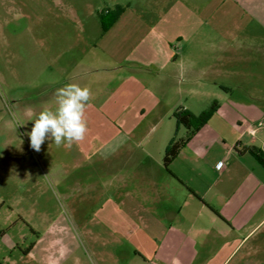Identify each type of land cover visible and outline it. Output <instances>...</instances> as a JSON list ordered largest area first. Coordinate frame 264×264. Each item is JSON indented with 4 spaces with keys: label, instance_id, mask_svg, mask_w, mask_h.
Masks as SVG:
<instances>
[{
    "label": "crops",
    "instance_id": "crops-1",
    "mask_svg": "<svg viewBox=\"0 0 264 264\" xmlns=\"http://www.w3.org/2000/svg\"><path fill=\"white\" fill-rule=\"evenodd\" d=\"M140 1L83 42L58 24L28 42L27 75L91 89L84 140L104 166L0 264H264V165L249 152L264 154V0ZM213 103L166 168L173 112Z\"/></svg>",
    "mask_w": 264,
    "mask_h": 264
},
{
    "label": "rangeland",
    "instance_id": "rangeland-1",
    "mask_svg": "<svg viewBox=\"0 0 264 264\" xmlns=\"http://www.w3.org/2000/svg\"><path fill=\"white\" fill-rule=\"evenodd\" d=\"M146 5L140 0H0V243L6 233L0 249L7 256L19 253L7 250L10 244L29 248L33 232L46 231L76 179L87 183V169L104 166L103 158L88 159L87 150L93 147L85 140L57 147L46 139L39 152L31 147L27 133L35 115L47 104L53 106L54 93L64 84L47 87L40 73H25L28 42L40 38L41 25L57 24L65 26L66 40L83 42L100 24H109L118 7L125 11L120 22L127 23L135 18L129 7ZM253 51L255 58L263 55L259 48Z\"/></svg>",
    "mask_w": 264,
    "mask_h": 264
},
{
    "label": "clouds",
    "instance_id": "clouds-1",
    "mask_svg": "<svg viewBox=\"0 0 264 264\" xmlns=\"http://www.w3.org/2000/svg\"><path fill=\"white\" fill-rule=\"evenodd\" d=\"M92 98L91 89L77 83L56 89L53 106H44L35 115L33 127L27 133L31 147L39 152L46 139L57 147H71L83 141L88 133L86 111Z\"/></svg>",
    "mask_w": 264,
    "mask_h": 264
},
{
    "label": "trees",
    "instance_id": "trees-1",
    "mask_svg": "<svg viewBox=\"0 0 264 264\" xmlns=\"http://www.w3.org/2000/svg\"><path fill=\"white\" fill-rule=\"evenodd\" d=\"M123 8L118 7L116 10V15L110 21L109 24L102 23L103 30L106 31L113 22H115L123 12ZM217 105L213 103L207 110L202 113L195 115L191 111L179 107L173 112V118L176 122V130L174 136L169 141L164 157L163 163L166 168H168L171 161L178 155L182 147L195 135L196 132L203 127L213 113L216 111ZM181 127L186 129V134L183 137L179 136V130ZM249 152L261 163L264 165V154L262 151L256 148H249Z\"/></svg>",
    "mask_w": 264,
    "mask_h": 264
},
{
    "label": "built area",
    "instance_id": "built-area-1",
    "mask_svg": "<svg viewBox=\"0 0 264 264\" xmlns=\"http://www.w3.org/2000/svg\"><path fill=\"white\" fill-rule=\"evenodd\" d=\"M251 132L253 133L254 131L251 130ZM150 264H158V262L157 261H151Z\"/></svg>",
    "mask_w": 264,
    "mask_h": 264
}]
</instances>
